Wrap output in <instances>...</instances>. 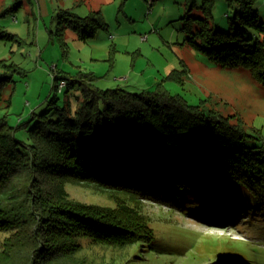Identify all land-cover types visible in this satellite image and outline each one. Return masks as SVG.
I'll return each mask as SVG.
<instances>
[{"label":"trees","instance_id":"trees-1","mask_svg":"<svg viewBox=\"0 0 264 264\" xmlns=\"http://www.w3.org/2000/svg\"><path fill=\"white\" fill-rule=\"evenodd\" d=\"M215 1L187 4V42L222 66L249 69L264 86V20L255 0H226L238 7L228 30L215 26ZM99 28H106L100 10L80 16L63 9L55 33L65 40L72 30L87 40ZM0 39L18 40L3 27ZM18 68L0 59V231L10 233L0 244V264H97L84 253V240L152 245L144 200L181 208L187 196L238 188L246 198L237 210L264 214V136L242 119L232 121L206 99L191 104L160 84L141 92L100 88L94 73L79 71L54 77V91L65 80L66 91L81 93L75 110L58 105L55 92L53 106L13 126L1 112L11 105L3 93ZM23 128L28 141L17 137ZM67 183L108 194L115 206L71 198Z\"/></svg>","mask_w":264,"mask_h":264},{"label":"rangeland","instance_id":"rangeland-1","mask_svg":"<svg viewBox=\"0 0 264 264\" xmlns=\"http://www.w3.org/2000/svg\"><path fill=\"white\" fill-rule=\"evenodd\" d=\"M189 2L0 0L4 13L0 27L18 39H0V59L19 67L4 88V98H10L11 105L1 114H8L13 126L26 124L33 112L53 106L50 100L55 92L58 105L68 104L75 110L81 93L65 87L54 91V77L82 71L94 73L100 88L141 92L155 90L160 84L191 104L206 99L207 105L232 121L240 118L248 129H257L264 136V86L249 69L222 66L187 42L182 16ZM255 7L264 20V0H255ZM63 9L80 16L100 10L106 28H99L87 40L68 30L62 40L55 32L57 14ZM212 12L215 26L228 30L238 7L216 0ZM50 115L55 116L54 109ZM17 137L28 141L27 128L20 129ZM66 189L76 200L115 206L108 194L92 187L67 183ZM227 190L211 196H187L181 208L144 200L141 210L154 231L152 245L115 248L84 240V253L97 264H264V214L251 208L238 211L246 195L238 188ZM230 216L235 220L224 223ZM9 234L0 231V244Z\"/></svg>","mask_w":264,"mask_h":264},{"label":"built area","instance_id":"built-area-1","mask_svg":"<svg viewBox=\"0 0 264 264\" xmlns=\"http://www.w3.org/2000/svg\"><path fill=\"white\" fill-rule=\"evenodd\" d=\"M66 86V81L62 80L59 84V91Z\"/></svg>","mask_w":264,"mask_h":264}]
</instances>
